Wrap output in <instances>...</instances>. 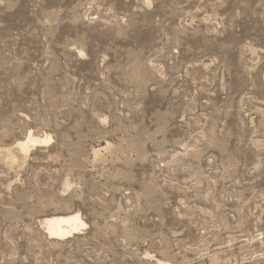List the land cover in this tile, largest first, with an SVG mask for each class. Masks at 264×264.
Instances as JSON below:
<instances>
[{"label": "rangeland", "instance_id": "1", "mask_svg": "<svg viewBox=\"0 0 264 264\" xmlns=\"http://www.w3.org/2000/svg\"><path fill=\"white\" fill-rule=\"evenodd\" d=\"M0 264H264V0H0Z\"/></svg>", "mask_w": 264, "mask_h": 264}, {"label": "bare ground", "instance_id": "2", "mask_svg": "<svg viewBox=\"0 0 264 264\" xmlns=\"http://www.w3.org/2000/svg\"><path fill=\"white\" fill-rule=\"evenodd\" d=\"M51 138L52 137L50 135L45 137H37L34 136V134L29 133L23 139H19V141L16 143V146L23 153L27 154L31 147L34 145L48 143ZM42 223L47 234L49 235V238L59 240L70 237L87 226L79 211L58 215H49V217H46Z\"/></svg>", "mask_w": 264, "mask_h": 264}]
</instances>
